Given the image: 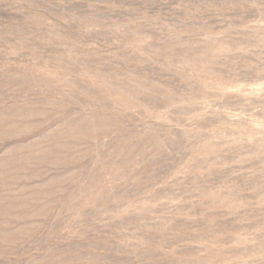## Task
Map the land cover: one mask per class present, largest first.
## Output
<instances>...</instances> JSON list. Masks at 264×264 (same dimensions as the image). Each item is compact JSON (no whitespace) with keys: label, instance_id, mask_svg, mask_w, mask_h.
<instances>
[{"label":"rangeland","instance_id":"374dc122","mask_svg":"<svg viewBox=\"0 0 264 264\" xmlns=\"http://www.w3.org/2000/svg\"><path fill=\"white\" fill-rule=\"evenodd\" d=\"M0 264H264V0H0Z\"/></svg>","mask_w":264,"mask_h":264}]
</instances>
